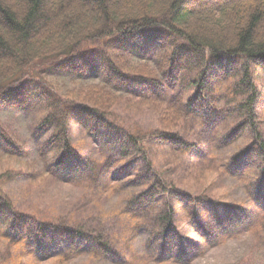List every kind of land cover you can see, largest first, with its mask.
I'll list each match as a JSON object with an SVG mask.
<instances>
[{"label":"trees","instance_id":"trees-1","mask_svg":"<svg viewBox=\"0 0 264 264\" xmlns=\"http://www.w3.org/2000/svg\"><path fill=\"white\" fill-rule=\"evenodd\" d=\"M154 46L160 50L155 61L151 59L154 54H150ZM136 58L140 60L136 62ZM193 58L202 65L205 63L210 74L204 92H199L204 80L198 79L192 83L197 81L198 90L188 100L185 97L190 90L186 87L179 94L168 96L166 89L170 82L182 74V68ZM258 69L264 71V0H0V112H32L38 117L34 136L41 139L36 156H32L31 149L19 142L16 131L0 118L1 155L26 163L34 159L40 168L36 171L27 163L25 167L33 169L31 172L9 170L4 177L24 179L31 189L44 178L65 187H75L77 181H90L94 187H87V192L107 193L109 185L104 184V178L116 160L112 153L110 158L82 159L73 144L75 124L89 136L108 129L117 137L109 146L112 151L119 146L115 157L120 161L131 158L143 143L181 154L183 161L187 155H196L202 167L219 170L223 168V161L217 163L209 154L197 155L199 148L213 147V139L208 137L212 136L216 124L222 126L224 135L230 123L219 122L221 115L244 112L246 119L241 130L248 126L252 133H257L252 150L257 158H262L264 142L248 120L254 108V86L249 78ZM98 71L103 73L100 82H81L72 89L64 90L51 81L58 77L82 78L86 73ZM236 73L242 74L243 81L233 88V95L246 93L245 102L237 109L219 111L214 106L216 95L212 84L230 79ZM122 97L143 101L145 105L152 103L175 118L181 115L187 124L185 135L169 132L165 126L170 124L163 126L164 131L143 134L108 123L109 108ZM157 103L164 106L159 107ZM204 104H212L210 110H205ZM195 130L200 133L199 142L192 143ZM249 157L233 158L232 172L239 187L247 192L246 200L252 208L245 211L237 206H225L218 217L192 213L188 219L194 228L191 237L179 232L176 210L170 206L152 218L149 214L144 216L147 208L153 207L159 196L167 194L169 186L173 187L161 173L163 179L156 182L147 176L136 179L135 182H149L152 186L127 198L124 213L119 211L130 220L132 232L149 235V248L162 255L160 261L172 259L173 264H187L191 256L200 259L207 253L200 242L216 248L220 239L235 237L237 231L260 219L255 216L254 207L264 198V161L253 175L238 174L248 171ZM177 194L169 192L172 199L178 198ZM91 195L100 196L95 192ZM185 198L189 204L198 206L203 201L212 202L207 198ZM207 207L211 208V204ZM81 209L84 211V207ZM82 211L80 214L74 209L53 216L25 213L0 184V245L3 248L0 264H64L75 252L105 259L114 257L116 264H129L107 234L101 230L90 232L91 228L75 223L81 219ZM232 213L240 217L250 213L251 217L245 223L222 222ZM200 218L207 223L205 227L199 224ZM55 237L66 245L56 249L59 243L54 244ZM127 241L132 254V240ZM157 245H161L159 250Z\"/></svg>","mask_w":264,"mask_h":264},{"label":"rangeland","instance_id":"rangeland-1","mask_svg":"<svg viewBox=\"0 0 264 264\" xmlns=\"http://www.w3.org/2000/svg\"><path fill=\"white\" fill-rule=\"evenodd\" d=\"M160 52L159 48L152 47L151 55L154 54L153 61L157 60V54ZM166 55L163 53L162 55ZM207 56V53H206ZM151 57V56H149ZM159 59V58H158ZM135 60V59H134ZM140 60L139 58H136ZM155 68L154 65H150ZM242 65L237 69H241ZM182 74L174 77L171 85L166 89V94L173 96L179 94L183 87L190 91L186 94L188 100L194 94L196 84L192 85L195 80H204L199 87V92H204L207 80L210 74L205 69V63L193 58L188 64L182 68ZM215 75H219L217 71H213ZM234 77L225 79L224 81H217L212 84V91L216 95L215 107L219 111H228L237 109L245 102V94L233 95V88L243 81L242 74H233ZM103 78V73H86L82 78L77 77H58L55 80L51 78L52 82L58 84L62 89H72L82 83H96ZM59 80V81H58ZM75 80V81H73ZM185 80V81H184ZM249 82L254 86L253 91V109L252 113L248 115L249 122L254 125L261 136V141L264 142V71L254 70L249 78ZM246 83V82H245ZM191 86V87H190ZM171 96V97H173ZM115 102V101H113ZM118 104L113 103L109 108L108 123L113 124L121 129H130L131 132L140 131L147 133L150 131H162L163 126L168 128L171 133L180 134L184 136L186 133L187 124L183 123L182 118L177 116H170V112L161 108H156L150 104H144L143 101L122 97L117 100ZM159 107L164 105L158 104ZM205 110H210L212 104H204ZM0 118L3 123L16 131V136L22 146H28L32 151V156H36L40 146L41 139L34 136V128L38 122V117L31 113L18 114L15 111L4 110L0 112ZM246 115L235 113L221 118L219 122L230 123L223 135V128L216 124L212 130L213 147L204 149L200 147L197 155H210L215 162L221 163L223 161V168L216 170L215 167H202L200 160L193 157H186L183 161L178 153L167 151L163 146H154L141 143L138 152L131 158L120 161L115 157L119 153V146L112 151L109 146L110 141L117 140V137L111 135L108 129L105 131L99 130L91 136L87 132L82 133L81 127L75 124V131L73 134V144L82 159L88 158L98 160L104 157L110 158L111 153L116 162L109 166L107 178H104V184H108L107 193L103 191L91 190L87 192V187L93 188L92 182H75V187H65L60 182L51 181L44 178L41 183H36L37 186L31 189L24 179L9 178L5 179V174L9 170L31 172L33 169H28L25 165L31 164L36 171H39L35 160L31 162L24 160H11L4 158L0 153V181L1 187L7 190L9 196L21 207V210L29 214H45L49 216L66 214L75 209V212L82 211L81 219L75 223H81L91 228L90 232L101 230L107 234V238L112 242L118 251H122L121 255L126 257L129 264H173L172 259H164L166 262L160 261L158 252L149 255H141L143 252L149 250L146 243L149 235L139 236L131 231L130 220L121 214L119 209L123 211L127 205L125 200L135 194H141L152 186L149 182H135L141 176H147L153 182L163 179L160 173L167 178L173 187L169 186L167 194H163L156 199V204L153 207H148L144 216H157L158 214L167 210L168 206L176 210V226L179 232L184 236L191 237L194 233V228L189 223V216L193 214H201L203 217H208V214L218 217L224 210V207H240L247 211L252 208L249 200H246V191L239 187L236 178L232 172L233 158L242 159L243 156H248V171L239 172L248 175L258 172L262 161H264V147L261 148L262 158H257L255 151L252 150L253 140L257 133H252L248 126L246 130L242 131L241 126L245 125L243 122ZM183 127H180V124ZM164 131V130H163ZM199 132L192 133V142H199ZM234 137V139H233ZM228 141V144L222 145L223 142ZM257 141V137L255 142ZM1 152V150H0ZM188 162V164L186 163ZM226 164V166H225ZM182 165L185 169L181 170ZM191 168H188V167ZM260 166V167H259ZM147 169V170H146ZM171 170L173 172H171ZM181 170V171H180ZM182 172L183 176H181ZM155 176V177H154ZM250 180L247 182V186ZM102 185L103 182L101 183ZM97 184H95L96 186ZM107 186V185H105ZM122 188V189H121ZM121 190V191H120ZM91 192L98 193L100 196H93ZM169 192L178 193L176 199H172ZM105 195V196H104ZM192 197L195 200L207 198L212 202L207 203L203 201L202 206L196 203L189 204L185 197ZM90 201V202H89ZM88 204V207H85ZM211 204V208L207 205ZM257 218L260 219L254 223L247 224L243 229L236 232L235 237L220 239L218 248L210 249L211 246L207 242H200L202 250L207 253L202 259H194L189 257L187 264H264V198L256 202ZM188 207V210H186ZM103 216V217H102ZM105 217V218H104ZM251 217L250 213L240 217L236 213H232L222 220L224 223L239 224L245 223ZM79 218V217H78ZM152 218V217H151ZM202 227L203 219L198 220ZM209 229V228H208ZM207 229V230H208ZM132 240V254L129 253V246L127 239ZM54 244H58L59 248L66 245L63 240L55 237L52 239ZM161 245H157L159 250ZM123 248H126L123 251ZM3 248L0 245V256H2ZM55 251V250H54ZM124 253V254H123ZM70 258L64 264H116L114 257L105 259L102 256L91 257L87 253L75 254L69 256ZM162 260V259H161ZM126 262V263H127ZM10 264V263H7ZM55 264V263H50Z\"/></svg>","mask_w":264,"mask_h":264}]
</instances>
